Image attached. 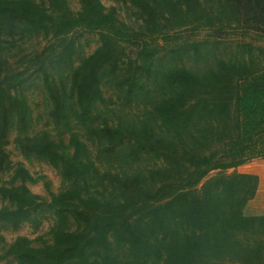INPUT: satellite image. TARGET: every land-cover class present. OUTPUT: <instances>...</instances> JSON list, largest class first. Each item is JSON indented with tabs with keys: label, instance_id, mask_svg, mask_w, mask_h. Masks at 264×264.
I'll list each match as a JSON object with an SVG mask.
<instances>
[{
	"label": "trees",
	"instance_id": "16d2710c",
	"mask_svg": "<svg viewBox=\"0 0 264 264\" xmlns=\"http://www.w3.org/2000/svg\"><path fill=\"white\" fill-rule=\"evenodd\" d=\"M113 1L133 23L101 0L77 11L68 0H0V176L11 171L0 229L53 218L38 242L0 237V261L264 264V214L245 212L258 176L225 171L264 157V63L244 41L264 35V0ZM77 30L98 46L72 60ZM33 77L40 129L23 91ZM10 132L59 175L48 199L29 190L27 169L9 167Z\"/></svg>",
	"mask_w": 264,
	"mask_h": 264
},
{
	"label": "rangeland",
	"instance_id": "374dc122",
	"mask_svg": "<svg viewBox=\"0 0 264 264\" xmlns=\"http://www.w3.org/2000/svg\"><path fill=\"white\" fill-rule=\"evenodd\" d=\"M105 7L109 8L114 6L119 13V16L122 20L133 23L136 16L132 8H128L125 5H121L116 3L113 0H101ZM68 4L73 11H77L79 9V0H68ZM238 35L233 34L229 36L227 40L228 43L224 49H235L236 41L235 40ZM72 37L76 41L75 52L72 56V60H76L78 55H87L90 54L97 46H98V35L92 32H86L82 30H77L72 33ZM199 38L201 39H209L213 40L214 38L209 36V32L204 31L199 34ZM244 41L252 44V52L253 56L257 58L261 63H264V35H258L255 33H249L245 36ZM32 41V46L34 49L43 50L46 48L47 44L45 42L39 44ZM31 42H27L23 45L24 51L28 53V51L32 48ZM29 46V49H28ZM222 48V47H221ZM12 63L14 58L10 60ZM41 82L36 78H31L26 84H24V93L28 99L29 108L32 111L33 118L35 120L34 127L35 129L45 128V109L43 105V100L45 98L43 88L41 86ZM104 96L106 98L112 97V91L107 87H103ZM108 102V101H107ZM109 104V103H108ZM110 106V104H109ZM42 113H44V118H42ZM40 116V118H39ZM13 132H10L7 136V144L4 146L9 167L12 170L20 165L27 169L30 173L33 181H27L26 185L29 190L42 197L43 199H48L51 193H55L60 189V177L57 174L56 170L50 166L49 164L38 161L34 158H26L23 156L20 151L15 147L12 142ZM251 171L256 172L258 174V188L256 195L249 201V205L246 206L245 212L246 214H264V157H257L249 160L244 167H236L234 169L225 170L226 173H231L232 171ZM218 173V171L210 172L209 176H214ZM11 175V171H7L2 173L0 178L1 183H6ZM3 204V201L0 199V206ZM53 222V218L49 215H45L43 219H41L40 224L37 228L31 226L28 223H22L17 228L10 227H1L0 229V237L4 239L5 244L10 243L17 236H25L30 239H37L39 237L48 238V230ZM0 264H17L12 260H1Z\"/></svg>",
	"mask_w": 264,
	"mask_h": 264
},
{
	"label": "crops",
	"instance_id": "0c3cea01",
	"mask_svg": "<svg viewBox=\"0 0 264 264\" xmlns=\"http://www.w3.org/2000/svg\"><path fill=\"white\" fill-rule=\"evenodd\" d=\"M244 165L245 164H243V165H241V166H239L238 168H240V167H244ZM240 172H244V173H252V174H255V175H257L258 176V174L256 173V172H251V171H240ZM259 177V176H258ZM258 192V191H257ZM256 195V194H255ZM249 205V202L247 203V205L246 206H248ZM246 208V207H245ZM261 214V213H260Z\"/></svg>",
	"mask_w": 264,
	"mask_h": 264
}]
</instances>
